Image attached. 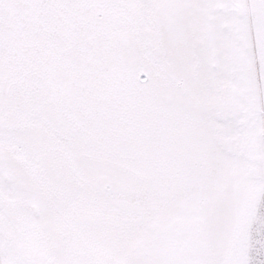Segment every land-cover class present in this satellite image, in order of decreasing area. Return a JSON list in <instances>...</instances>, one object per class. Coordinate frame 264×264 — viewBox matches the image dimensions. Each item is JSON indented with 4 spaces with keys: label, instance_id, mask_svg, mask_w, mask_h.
<instances>
[{
    "label": "snow or ice",
    "instance_id": "obj_1",
    "mask_svg": "<svg viewBox=\"0 0 264 264\" xmlns=\"http://www.w3.org/2000/svg\"><path fill=\"white\" fill-rule=\"evenodd\" d=\"M0 264H264V0H0Z\"/></svg>",
    "mask_w": 264,
    "mask_h": 264
}]
</instances>
